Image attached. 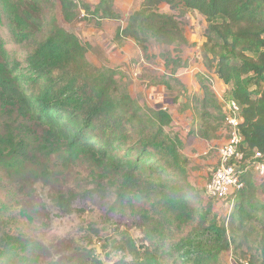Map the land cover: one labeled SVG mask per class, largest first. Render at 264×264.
I'll return each mask as SVG.
<instances>
[{
    "label": "trees",
    "instance_id": "16d2710c",
    "mask_svg": "<svg viewBox=\"0 0 264 264\" xmlns=\"http://www.w3.org/2000/svg\"><path fill=\"white\" fill-rule=\"evenodd\" d=\"M50 1L0 0V104H10L25 122L14 133L0 135V172L30 183L32 191L42 182L54 189L63 174L72 173L74 164L86 163L87 180L82 174L75 180L68 176L54 202L64 217L83 212L77 210L81 197H98L102 202L113 198V215L133 214L141 232L140 246L127 231L119 233L118 242L89 226L107 257L126 251L138 264H167V260L222 264V255L233 249L244 252L248 264H264V198L256 197L258 187L248 177L256 154L264 156V0H143L118 33L144 51L150 37L179 49L190 44L184 34L187 16L204 17L201 53L206 71L226 87L227 132L230 102L240 107L242 118L244 157L233 165L244 186L227 199L235 203L228 225L211 203H202L191 183L190 161L180 153L181 141L165 132L172 116L160 109L156 120L144 123L132 103L112 99L110 80L97 86L87 72V50L80 39L56 20L48 25ZM59 1L64 22L74 21L77 4ZM113 3L101 0L84 8L100 18L118 19ZM163 6L168 11L162 12ZM6 30L17 51L8 48L2 35ZM19 55L25 56L27 74H21ZM198 79L203 91L199 102L205 107L217 105L205 76ZM203 123L201 136L210 139L212 125L205 117ZM86 181L92 186L81 195L78 188ZM24 212L41 211L35 204ZM237 232H242L240 242ZM13 240L7 236L4 243L0 241V258ZM86 259L84 264H103L95 256Z\"/></svg>",
    "mask_w": 264,
    "mask_h": 264
},
{
    "label": "rangeland",
    "instance_id": "374dc122",
    "mask_svg": "<svg viewBox=\"0 0 264 264\" xmlns=\"http://www.w3.org/2000/svg\"><path fill=\"white\" fill-rule=\"evenodd\" d=\"M100 1L74 0L78 6V17L66 23L60 1L51 0L47 23L50 25L56 20L66 31L80 39L87 50V72L93 82L103 86L110 80L112 99L132 103L140 113L142 122L156 120V112L160 109L172 116V123L165 132L171 139L181 141L180 153L190 161L191 183L197 187L202 203H211L228 225L234 211V201H228L229 196L224 200H211L206 193V186L215 171L219 149L227 141L229 133L223 121L226 87L206 71L201 53L207 28L204 17L191 13L184 20V34L190 43L186 47L177 49L176 46L162 45L150 37L147 51H144L132 39L118 35L121 29L126 28L129 17L140 8L143 0H114L113 12L118 19L100 18L92 13L93 10L90 13L85 11V5L93 8ZM164 11H168V7L163 6ZM8 32L2 33L6 40ZM6 42L9 49L17 51L10 40ZM19 57L21 74H27L25 56ZM173 60L176 63H172ZM200 74L205 76L206 85L218 99L217 105L205 107L199 102L203 98L198 79ZM206 112L209 116H206ZM204 117L212 125L210 139L201 136L202 124L206 123H203ZM24 123L10 104H0V135L14 133ZM213 127L218 128L213 130ZM55 161L57 158L53 164ZM71 170L72 173L67 171L61 176L54 189L42 182L33 191L30 183L9 179L0 172V241L4 243L7 236L14 238L9 246L11 248L0 258V264H84L89 256H95L103 264H138L136 258L126 251H113L109 257L103 255L100 240L95 237L94 229L89 227L94 225L118 242L121 241L119 233L127 231L139 246L142 244L141 232L135 225L133 214L130 211L112 214L113 198L102 202L98 197H81L77 210L83 212L78 211L71 217H64L59 211L54 199L61 182L71 177L72 180L79 179V174L87 180V165L83 161H78ZM248 173L249 180L258 187L256 197L262 200L264 175L261 176L254 169H249ZM71 186L74 188V184ZM91 186L86 181L82 188L77 187L78 193L82 195ZM35 204H39L40 213L24 212ZM241 234L237 232L238 242L242 240ZM24 258L27 259L24 261ZM166 262L171 264V261ZM245 263H249V257L241 250L235 253L232 249L222 255V264Z\"/></svg>",
    "mask_w": 264,
    "mask_h": 264
},
{
    "label": "built area",
    "instance_id": "2783aa9c",
    "mask_svg": "<svg viewBox=\"0 0 264 264\" xmlns=\"http://www.w3.org/2000/svg\"><path fill=\"white\" fill-rule=\"evenodd\" d=\"M228 109L230 115L226 122L231 130L227 141L219 149L215 171L206 186L208 197L217 200L226 199L232 191L239 190L244 186L233 165V162H240L244 157L240 150L242 143V137L239 134V125L242 122L241 111L235 102H230ZM253 169L261 176L264 175V156L262 154H256Z\"/></svg>",
    "mask_w": 264,
    "mask_h": 264
}]
</instances>
